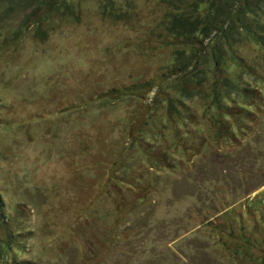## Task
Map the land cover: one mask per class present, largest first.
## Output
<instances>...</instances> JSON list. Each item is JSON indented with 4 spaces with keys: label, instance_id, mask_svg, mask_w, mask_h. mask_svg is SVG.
Instances as JSON below:
<instances>
[{
    "label": "rangeland",
    "instance_id": "rangeland-1",
    "mask_svg": "<svg viewBox=\"0 0 264 264\" xmlns=\"http://www.w3.org/2000/svg\"><path fill=\"white\" fill-rule=\"evenodd\" d=\"M190 3L71 0L41 28L0 12V192L29 211L3 264H264V99L238 108V67L224 113L167 80L199 48L169 29ZM235 40L264 96L263 55Z\"/></svg>",
    "mask_w": 264,
    "mask_h": 264
},
{
    "label": "trees",
    "instance_id": "trees-1",
    "mask_svg": "<svg viewBox=\"0 0 264 264\" xmlns=\"http://www.w3.org/2000/svg\"><path fill=\"white\" fill-rule=\"evenodd\" d=\"M70 2L71 0H0V12L4 13L2 19L5 20L10 18L11 13L27 10L31 13V15L28 14L27 21H33L31 23H35L41 28L42 23L50 21V15L56 14L43 16L42 13L44 14L46 9L56 8L58 10L60 7L61 10L64 5H67L71 12ZM223 2H225V5ZM43 5L45 7L44 11L41 7ZM8 6H14L15 8L8 10ZM37 11L41 13L36 14ZM217 13L219 14L216 15ZM263 19L264 0H191L187 12L180 11L177 8L169 21L171 24L170 31L181 37L184 44H186L185 47L189 46L188 43H194L199 48L195 50L193 55L188 51L179 52L174 60H177V70L166 74L167 80L172 79L180 82L182 84L181 92L184 96V93L189 95L192 93L195 97H200L205 93V88L208 87V97L203 102L206 103L211 98V105H218L217 101L222 100V104L225 107L220 106L219 109L220 112L224 113L228 110L226 99L230 100L229 103H236V99L230 97L233 94L232 92H236V88L231 78H229V73L232 69L240 67L239 69L237 68L234 78L245 84L243 88L241 87V96L244 99L241 103L244 104V107L238 106V108L243 109L245 113L247 112V115L255 116V113L257 115L260 112L258 100L261 101L264 96L255 91L254 84L246 79L248 77L247 73L240 75L242 63L238 62L239 49L236 46L237 41L235 38L242 37L247 39V41L250 40L251 46H257L264 59V53H262L264 51V24L260 22ZM205 41L207 45L204 46L203 43ZM207 61L210 62L211 69H207ZM178 63H182V65H178ZM198 66L207 69L206 72H202ZM221 67L225 73L216 74ZM187 70H189L190 74L187 77H183V72ZM236 75L238 77H235ZM253 75L256 81L257 79L264 80V72L261 75ZM96 96L98 100L102 98L110 99L112 98V93L110 94V91L103 92ZM184 102L185 100L182 99L179 105H184ZM250 107L252 109H249ZM71 112H74V109ZM201 113L203 114L202 111ZM156 128L157 126L154 127V124H151V120L146 119L142 124V133L146 136L161 138L164 134L159 133ZM161 131L163 130L161 129ZM231 140L235 141V138L231 137ZM167 158H170V156L168 155ZM172 158L176 161L179 156L178 158L172 156ZM25 211L29 213L25 205L6 206L0 192V264L5 262H3L4 259L1 252L8 251L13 245H19L18 247H20L22 242H26L28 239L26 234L19 235L17 232L13 233L10 231L12 228L15 229L27 221L28 215L26 216ZM11 232L12 234H10ZM3 233L5 235L1 237Z\"/></svg>",
    "mask_w": 264,
    "mask_h": 264
}]
</instances>
